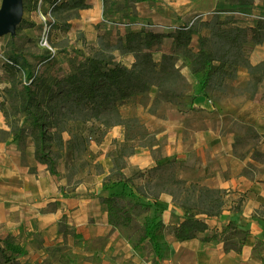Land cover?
I'll use <instances>...</instances> for the list:
<instances>
[{
	"label": "trees",
	"instance_id": "obj_1",
	"mask_svg": "<svg viewBox=\"0 0 264 264\" xmlns=\"http://www.w3.org/2000/svg\"><path fill=\"white\" fill-rule=\"evenodd\" d=\"M63 1L52 0L51 7L57 9L55 7L61 5ZM103 2L105 5L107 0ZM236 4L247 7L253 4V0H237ZM67 7L84 9L89 8L90 4L85 0H72ZM103 13L105 15L106 12ZM245 15L239 17L246 19L245 25L236 24L234 15H226L220 19L216 14H212L210 18L196 16L189 24H169L163 27L153 23L135 25L123 22L127 32L119 36L115 42L106 44L120 53H131L134 61L130 67L117 61L110 62L89 55L73 63L72 69L60 77L55 76L50 82H37L32 88L30 85L34 83L37 74L34 72L28 74L23 83L29 85V88L23 86L20 89V101L16 108L18 113L22 112L27 117L29 126L20 125L16 116L10 118L9 113L2 110L9 130L0 129V140L11 136L13 140L18 141L21 159L24 161V148L29 138L34 147L36 161L45 165L50 175L59 176L56 158L49 145L53 142L58 157L63 160L64 169L71 177L80 167L88 165L89 162L84 157L89 151L90 142L100 141L107 127L122 124L125 127L124 139L118 143L115 139L112 141L116 146V155L111 156L113 166L103 177L104 188L127 181L137 194L151 200L154 206L159 205L160 194L166 193L171 196L172 203L183 210L182 219L174 225L155 221L154 208L151 224L158 229L167 228V232L178 241L194 238L210 241L220 238L224 243V250L241 253L249 233L248 229L240 226L236 220H230L221 231H217L207 222L208 218L217 217L225 209L229 191L209 188L197 181H188L180 177L178 170L182 168L183 162L175 155L162 157L154 132L148 131L138 117L122 119L119 106L125 99L135 96L140 97L138 103L145 108L150 100L148 93L151 88H155V96L148 110L151 114H157L162 104L175 106L180 111L193 109L192 102L195 96L189 92L190 83L181 72V67L184 66L192 75L200 76L197 92L212 101L217 100L214 92L222 93L225 88L234 87L238 67H244L249 75L244 91L253 99L264 81V60L252 64L242 44H234L224 53L213 51L209 44V31L215 25L228 29L219 33L222 38L242 33L248 34L253 43H262L264 14L246 12ZM194 35L197 36L196 48L192 46ZM165 38L171 39L172 49L162 52L159 63H156L148 52L160 45ZM6 62L9 68L22 70V64L16 56H9ZM7 92L11 94L12 88L7 89ZM242 93L243 90L239 91V94ZM259 108L258 112L264 115V105H259ZM234 120L241 122L240 129H244L241 135L234 136V154L244 157V152H238L237 147L244 143H252L254 146L257 141L264 139V134L254 129L252 125L254 117L250 113L239 115L238 119L229 117L230 123H234ZM63 134H66L67 138H64ZM135 139H138V142L134 143ZM137 146L150 150L154 164L143 170L133 168L131 174L125 176L123 169L127 167V162L124 158L133 154ZM154 146L156 148H153ZM251 158L263 161L264 153L254 148ZM98 167H101L100 164ZM29 171L34 173L35 169L29 167ZM255 171V167L248 163L241 173L254 180ZM140 177L143 182L137 184L135 180ZM62 188L60 186V190ZM246 199L247 195L240 193L231 201L230 211L241 213ZM101 201L107 205L108 222L113 228L129 220L128 205L133 207L139 205L138 202L131 204L127 201L124 192L111 193L102 197ZM262 206L264 207V204ZM143 207L149 208V204H144ZM252 216L261 219V210H255ZM158 229L152 232L150 228L146 230L140 228L142 232L140 241L154 240L160 232ZM261 244L262 242L258 241L255 249L258 250ZM155 248L157 249V245ZM21 253L22 248L14 236L8 234L0 237V264H21L18 260ZM261 260L264 262V257H261ZM152 264L157 263L153 260Z\"/></svg>",
	"mask_w": 264,
	"mask_h": 264
},
{
	"label": "rangeland",
	"instance_id": "obj_2",
	"mask_svg": "<svg viewBox=\"0 0 264 264\" xmlns=\"http://www.w3.org/2000/svg\"><path fill=\"white\" fill-rule=\"evenodd\" d=\"M88 1L85 0V2ZM230 1L234 4L237 3V0ZM71 2L72 0H64L61 5L55 7L57 9H53L51 7L52 0H22L21 20L14 33H6L0 36V129L9 130L2 110L8 112L10 118L16 116L20 125L29 126L27 117L22 112L18 113L16 108L20 101V89L23 86L29 88V85L27 86L23 83V79L29 76L28 74L33 72L37 74L34 83L30 85V88H32L37 82H50L53 77H60L65 74V72L72 69L73 63L81 61L84 56L91 55L110 62L117 61L123 65V62H128L124 58H121L123 62L119 60L121 54L107 46L106 43L109 41L103 38L100 29L97 31L98 35L97 33L95 34V31L100 26L127 28L123 26V22L131 24L153 23L159 25V27L169 25L166 22L160 23L152 19L138 17L137 6L140 4L146 10L157 6V15L180 19L182 22H188L189 19L200 15H234L231 10L224 12V9H221L220 6L214 7L217 0H107L105 5L103 0H92L93 3H89L90 7L84 9L67 7ZM236 9L243 11L242 8L237 6ZM103 11L106 12L105 15ZM245 13L237 12L236 17L246 16L247 14L245 15ZM9 56L18 58V61L22 64L21 71L8 67L6 60ZM187 80L190 83L189 92H191L198 84L194 86V79ZM233 86V88H225L222 93L214 92L217 98L215 101L232 99L236 106L239 107L251 99L248 97L249 93L244 91V88L247 87L246 82H240L238 85L233 83ZM9 88H12L11 94L7 92ZM262 88H264V83L259 86L253 98L256 111H260L259 102L262 100ZM241 90H243L242 95L239 94ZM148 94L150 100L145 108L138 103L140 97L133 96L126 99L128 100L126 101L127 103L123 102L122 105L120 103V116L129 113V118L131 116L138 117L145 125L144 118L137 114V111H132L137 107L143 108L146 115H155L163 119L167 105L162 104L158 108L157 114H151L148 110L151 100L155 96L154 88H151ZM161 115L163 117H160ZM222 120V129L230 128L234 131L236 130V133L240 135L244 132V129H240L241 122L237 120H234V123L229 122L228 114L225 113ZM122 126L124 127V125ZM148 131L154 132L156 137L155 131L150 129ZM63 136L67 138L66 134H63ZM116 142L118 143L119 141ZM133 142H138V139L133 140ZM157 143L160 148V154L164 157L158 139ZM28 144L32 145L29 138L26 141V146ZM247 144L244 143L238 146L237 151L243 152ZM49 145L56 158L59 176L51 177L45 165L41 167L44 169H41L44 172L43 174L40 169L36 170V168H34V173L30 172L29 167H25L28 165L25 160L22 161L21 159L22 165L16 164L13 152L17 154L20 152L18 141L13 140L11 136H7L5 140H0V237H5L8 234L14 236L22 248V253L18 256L21 264H56L57 262L59 264H83L89 258L86 255L87 250L105 247L104 238L97 237L88 241L84 237L82 238L80 228H84V225H81L84 222V211L80 210L78 213H73L78 221L77 223L80 224L77 225L69 217V211H72V207L67 209L61 204L64 202L63 199L76 197L78 195L76 188L79 186L84 184L88 186L94 185L96 174L105 171L97 158L98 151L94 148L91 149L89 145V151L84 157L88 160V165L83 168L80 167L69 177L64 169L63 160L58 157L54 143L50 142ZM94 145L95 143H93ZM110 147H113L108 151V156L111 158L112 155H116V146L111 142ZM153 148H156V146ZM129 156H125L124 159L127 162L126 170L131 174V169L140 167L128 164ZM149 156L152 157L151 152ZM98 164L101 167H98ZM111 164L108 168L109 171L113 166V163ZM146 168L148 167L140 169ZM112 178L114 179V177ZM135 182L140 184L143 179L141 177L137 178ZM60 186L63 187L61 190ZM111 188H104L97 193L90 191L87 193L88 196L85 200L89 204L94 201L98 202L96 198L101 200L102 197L110 195L112 193ZM121 192H124L125 199L131 204L138 202L139 205L137 207L128 205L129 220L114 229L130 246V248H127L130 250L136 248L141 251L142 255H148L150 264H152L153 260H155V263L160 264L161 256L169 252L167 241H162L164 232L168 231L167 228L158 229V227L151 224L154 212L152 211L153 206L148 203L150 202L149 199L137 193L136 195L130 194L124 190ZM142 198H145V200ZM147 203L149 208H144V204ZM64 214L65 217H63ZM86 218V225L94 223L89 215ZM140 228L144 230L150 228L152 232L158 229L160 232L155 236L154 240L144 239L140 241V234L142 233ZM156 245L157 249L155 248ZM118 250L124 253L122 247H118Z\"/></svg>",
	"mask_w": 264,
	"mask_h": 264
},
{
	"label": "crops",
	"instance_id": "obj_3",
	"mask_svg": "<svg viewBox=\"0 0 264 264\" xmlns=\"http://www.w3.org/2000/svg\"><path fill=\"white\" fill-rule=\"evenodd\" d=\"M88 3L93 2L89 0ZM216 6L234 12L236 24L245 25L246 20L238 16L236 17L237 12L264 14V0H254L253 4L247 7L231 3L230 0H217L214 7ZM236 6L242 8L243 11L236 9ZM156 7L154 6L146 10L140 4L137 6V15L141 18L152 19L160 23L166 22L171 25L189 24L194 18L189 19V23L171 17L166 18L164 15H157ZM211 16L205 15L203 17L210 18ZM224 17L225 15L219 16L220 19ZM247 23L249 24V22ZM99 29L103 38L109 42H115L119 36L127 32L124 28L100 26L95 31V34L97 33L98 35L97 31ZM225 30L228 29L223 28L221 25H215L209 31V44L213 51L224 53L232 45L242 44L246 49L247 58L252 64H257L264 60V40L262 43L255 44L250 40L248 34L242 33H237L227 38L220 37L219 33ZM196 39L197 36L194 35L192 39V46L194 48L197 47ZM171 49V39L165 38L160 45L149 50L148 54L156 63H159L162 52L170 51ZM117 52L119 51L117 50ZM119 54H121L119 60L124 58L128 62L121 61L125 66L130 67L134 61L133 55L131 53L120 52ZM179 63L180 61H178ZM181 71L187 79L195 80L194 86L198 84L199 75H192L186 66L182 67ZM248 79L249 75L246 68L238 67L237 78L233 83L238 85L240 82H247ZM263 83L264 81L261 85ZM197 87L195 86L190 92L195 96L192 102L193 109L180 111L175 106L167 105L163 119L155 115L144 114L143 108L136 107L132 111H137V114L144 118L147 128L156 132L163 156L172 157L175 155L178 160L183 162L182 168L178 170L180 177L188 181H197L209 188L226 189L229 191L225 209L217 217L207 219L210 227L221 231L230 220H236L240 226L248 229L249 233L245 238L241 253H236L233 250H224V243L220 238L210 241H202L195 238L178 241L172 234L164 232L162 241H167L169 252L161 256L160 264H264L261 260V257H264V207L262 206L264 204V160L257 161L251 158L254 148L264 153V139L257 141L254 146L252 143L247 144L246 149L243 151L244 157H239L234 154L233 147L234 136L239 134L230 128L222 129V117L225 113L233 119H238L239 115L242 116L243 114L250 113L254 117L252 122L254 129L258 133L264 134V115L256 111L254 99H250L238 107L232 99L211 101L206 96L198 93ZM262 91V100L259 102V105H264V88H262ZM126 101L128 100L122 101L121 105ZM121 105L119 106V111ZM129 116V113L123 114L121 118L125 119L129 118ZM124 133L125 130L121 124L111 125L106 128V133L100 141L91 142L90 148L98 151L97 158L105 172L96 174L94 185L88 186L84 184L76 188L78 195L63 199L64 202L61 204L67 207V209L72 207V211H69V217L77 225L80 224L77 223L78 221L73 213H78L80 210L84 211V222L81 224L84 225V228H80L82 238L84 237L86 241L97 237L104 238L105 247L87 250L86 255L89 258L83 264H150L149 256L142 255L141 251L136 248L130 250V246L126 243L125 239L108 222L107 205L104 202L96 198L98 202L94 201L89 204L85 200L88 192L95 191L97 193L104 189L102 180L106 173H109L108 168L112 165V160L108 156V151L113 148L110 147V143L114 139L119 142L123 141ZM93 143H95L94 146ZM18 153L13 152L15 156L14 162L22 165L21 153ZM149 154V149L136 147L135 152L128 157V164L137 165L140 168L150 167L154 164V160ZM25 161L29 165H23L26 168L33 167L36 170H44L41 168L43 164L38 163L34 157V147L32 145L28 144L25 147ZM248 163H251L256 169L254 180L249 179L241 173L244 166ZM126 169V167L123 169V173L125 176H129L130 172ZM41 172L44 174L43 171ZM111 186L109 188H111L112 193H121L124 190L136 195L134 188L127 181ZM240 193L247 195L242 212L232 213L229 209L231 201L237 198ZM142 199L145 200V198ZM158 202V206H154L151 200L148 202L153 206V212L155 208V221L163 222L166 225L178 224L181 221L184 212L180 207L172 203L170 195L166 193L160 194ZM81 203L83 204L81 205ZM257 209L261 210V219L252 216ZM88 215L93 219L94 223L86 225V217ZM258 241H261L262 244L257 250L255 248ZM118 247H122L124 253H121ZM56 264L59 263L57 262Z\"/></svg>",
	"mask_w": 264,
	"mask_h": 264
},
{
	"label": "water",
	"instance_id": "obj_4",
	"mask_svg": "<svg viewBox=\"0 0 264 264\" xmlns=\"http://www.w3.org/2000/svg\"><path fill=\"white\" fill-rule=\"evenodd\" d=\"M22 15V0H1L0 36L14 33Z\"/></svg>",
	"mask_w": 264,
	"mask_h": 264
},
{
	"label": "built area",
	"instance_id": "obj_5",
	"mask_svg": "<svg viewBox=\"0 0 264 264\" xmlns=\"http://www.w3.org/2000/svg\"><path fill=\"white\" fill-rule=\"evenodd\" d=\"M134 24H135V23H134ZM136 24H139V25H146L147 23H145V24H144V23H136ZM136 24H135V25H136ZM127 25H131V24H127Z\"/></svg>",
	"mask_w": 264,
	"mask_h": 264
}]
</instances>
